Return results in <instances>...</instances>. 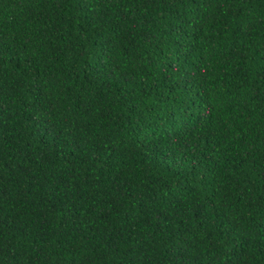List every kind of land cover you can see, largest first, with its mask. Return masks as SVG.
<instances>
[{
	"label": "trees",
	"instance_id": "obj_1",
	"mask_svg": "<svg viewBox=\"0 0 264 264\" xmlns=\"http://www.w3.org/2000/svg\"><path fill=\"white\" fill-rule=\"evenodd\" d=\"M0 264H264V0H0Z\"/></svg>",
	"mask_w": 264,
	"mask_h": 264
}]
</instances>
